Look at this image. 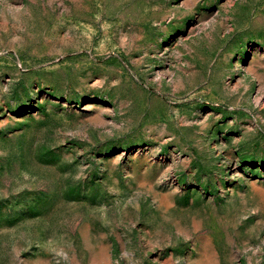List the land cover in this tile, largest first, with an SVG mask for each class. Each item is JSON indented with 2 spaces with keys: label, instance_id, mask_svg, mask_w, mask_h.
Returning a JSON list of instances; mask_svg holds the SVG:
<instances>
[{
  "label": "rangeland",
  "instance_id": "374dc122",
  "mask_svg": "<svg viewBox=\"0 0 264 264\" xmlns=\"http://www.w3.org/2000/svg\"><path fill=\"white\" fill-rule=\"evenodd\" d=\"M0 264H264V0H0Z\"/></svg>",
  "mask_w": 264,
  "mask_h": 264
}]
</instances>
